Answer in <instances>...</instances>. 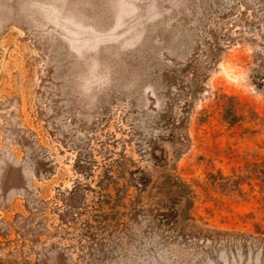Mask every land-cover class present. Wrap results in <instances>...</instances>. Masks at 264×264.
<instances>
[{
	"label": "rangeland",
	"instance_id": "1",
	"mask_svg": "<svg viewBox=\"0 0 264 264\" xmlns=\"http://www.w3.org/2000/svg\"><path fill=\"white\" fill-rule=\"evenodd\" d=\"M0 264H264V0H0Z\"/></svg>",
	"mask_w": 264,
	"mask_h": 264
}]
</instances>
